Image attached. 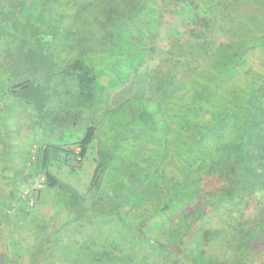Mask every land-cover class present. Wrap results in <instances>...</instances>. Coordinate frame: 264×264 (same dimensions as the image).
<instances>
[{"label": "trees", "instance_id": "1", "mask_svg": "<svg viewBox=\"0 0 264 264\" xmlns=\"http://www.w3.org/2000/svg\"><path fill=\"white\" fill-rule=\"evenodd\" d=\"M141 19L151 29L142 46L120 45L118 26ZM257 48L264 49V0H0V51L13 84L0 80V96L6 90L13 99L0 101L2 158L11 160L19 149L28 159L25 175L11 166L8 181L0 168V227L15 234L31 227L34 234L23 247L19 234L0 230V264H264V59L258 70L245 63ZM103 55H115L110 70L119 78L111 80L112 93L130 79L118 71L122 66L136 80L120 92L129 97L117 94V105L104 108L103 118L119 111L129 117L113 127L110 147L98 150L96 59ZM199 71L213 74H200L205 84L194 88L195 103L215 94L228 107L208 122L196 121V130L180 142L186 155L181 176L165 171L156 157L118 155L126 140L168 132L161 106L197 83ZM137 87L140 94L132 96ZM15 103L26 114H14L19 121L13 134L8 114ZM38 126L72 139L49 143L39 138ZM13 135H20V144ZM88 158L100 181L90 183L84 199L53 168L64 162L74 171ZM38 180L39 189L33 187ZM44 188L57 196L66 215L62 223L28 220L30 203L41 199ZM101 190L108 196L95 198ZM125 203L134 210L152 204L155 214L176 213V221L153 239L147 216L136 223L125 219ZM100 218L101 227L121 224V234L99 230ZM85 221L92 223L91 236L63 234Z\"/></svg>", "mask_w": 264, "mask_h": 264}, {"label": "rangeland", "instance_id": "2", "mask_svg": "<svg viewBox=\"0 0 264 264\" xmlns=\"http://www.w3.org/2000/svg\"><path fill=\"white\" fill-rule=\"evenodd\" d=\"M185 17V18H184ZM182 16V19H188V16ZM123 26L120 27L118 26V35L120 36V45H133L134 47L142 46V40L147 37L146 33L147 30H151L149 26L146 25V23L141 19L138 23L135 22V24H130V23H124L121 24ZM145 29V30H143ZM108 56V55H107ZM98 56L97 63H98V69L101 70L99 76H98V91L96 92V107H95V113L94 116L97 117L100 122H97V128H98V136H97V149L101 150L103 148L110 147V145L113 142V136H114V129L116 124L122 123V122H127L128 117L127 113L125 111H119L114 114L111 118H103L101 116L104 108L107 106H115L117 104L114 103V100L117 99V94L118 96H126L129 97V95H122L120 92L123 91V89L127 88H132V81L136 78L134 77V74H132L133 71H130V68H127L125 66H122V68L118 69L121 73H124L126 77L130 78L128 83L124 85L122 89H118V92H113V90L110 89V84L112 79H118L119 76L112 72L110 68L114 66L115 63V58L113 56ZM264 59V49H254L251 51L250 54V61H246V65L250 66L251 64H256L255 70H258L259 68L262 67V62ZM259 65V67L257 66ZM251 68V67H249ZM210 74L212 76V72L206 71V72H201L199 71L195 78L194 82L197 83H190L191 85H188L187 87L183 88L175 98H173L169 103H167L164 106H161L162 109V118L165 121V125L168 127V132L167 130L160 131V133H156L155 135H152L151 137H143L140 139H137L136 142H134V139L131 141L126 140L123 144L126 145V148L121 147L120 151L118 152V155H129L133 154V156L136 157V155H141L143 156V153L145 156L150 155L152 157H156L157 159H160V164L164 168L165 171H167L169 174L173 176H181L180 173V166L181 164H185L186 161L184 159L186 158V155L184 156L183 153L185 152V149L182 148L180 145V142L183 141V139L186 136H190L193 130H196V127L194 126V123L198 120H204V122H208L211 120L212 116H218L219 114L223 113L225 109L228 107V103L224 102L222 98L218 97L217 95L213 94L216 97H209V101L202 104L203 102H200L199 100L196 101L195 103V92L194 88L199 89V84H205L202 83L203 79L200 77V74ZM118 74H120L118 72ZM254 76L255 73L253 72ZM0 80L4 81L5 85H8L9 80V72L5 67V59H4V54L3 51H0ZM132 80V81H131ZM211 80V79H210ZM209 80V81H210ZM213 82V81H211ZM2 82H0L1 84ZM10 83V82H9ZM215 83V82H214ZM10 87L13 86L12 82L8 85ZM225 91V88H222ZM141 88L137 87L136 89H132V96H134L136 93L140 94ZM107 91V92H106ZM143 93V92H142ZM214 93V92H212ZM109 94V95H108ZM99 95V96H98ZM108 95V98L106 97ZM107 98V99H106ZM12 96H10V93L7 92L6 90L3 91L2 96H0V101L7 102V104H10L12 102ZM135 101V100H134ZM100 102V103H99ZM133 105H139L138 101L132 102ZM15 108L12 109V115L8 114V119L10 122V127L15 128L13 130V134L16 132L17 128V121L19 119L17 118L20 113L25 115L26 113H23L24 106L23 104H18L15 103ZM153 110H158V106L154 103L151 104ZM197 107V108H195ZM1 108V107H0ZM28 109V107H26ZM160 108V107H159ZM194 108V109H193ZM16 109V111L14 110ZM30 109V107H29ZM193 109V110H192ZM129 110V109H127ZM200 110V112H199ZM15 111V112H14ZM19 112V113H18ZM15 114V115H14ZM3 114H0V121L1 117ZM13 118V119H12ZM0 127L1 123H0ZM39 127V126H38ZM44 127L41 126L39 127V138L46 139L49 143H54V144H63L65 142H68L72 138L69 136H62L60 134H51L49 131H44ZM193 129V130H192ZM24 134V133H23ZM70 134V133H69ZM14 140L17 141V145L20 144V135H13ZM18 136V137H17ZM167 136V137H166ZM60 137H65L64 139L60 140ZM74 138V137H73ZM166 140V141H165ZM6 142L2 139L0 141V168H4L7 173L5 174L7 177V181L11 179L12 171L11 166L13 168H17L21 175H25L27 169H26V164H27V154H24L23 151L16 149L14 150V156L11 158L9 161H5L2 158L3 155V148L5 147ZM166 143V144H165ZM168 143V145H167ZM36 146L35 144L30 145L31 149V156L32 158H36ZM78 150V149H77ZM19 151V152H17ZM17 152V153H16ZM75 170H72L71 166H68L66 163L62 162H57V164H54L53 168V173L57 177V179L66 184V187L70 186L71 189L77 191L81 197L84 199H87L90 197L89 193V187L90 183L97 178H95L94 175V170L96 168V164H94L92 158H88L83 164L80 166H77V164L74 165ZM43 179V178H42ZM24 180V179H23ZM99 178H98V183L97 186L99 185ZM23 182L22 184H25L26 180L21 181ZM40 181H36L34 184V188L39 189V183ZM16 191L20 195L21 194V189L22 185L19 183L18 186H16ZM19 188V189H18ZM106 188V185L103 184V188ZM42 190V189H41ZM44 191L42 192V195L40 196V200L37 202L34 200V202L30 203V205H34L33 207V217L29 218L28 220H40V219H45V221H48L49 223H52L54 220H58L57 223H62L63 220L66 219V215L60 214V205L57 204L56 200V195H53L51 190L49 189H43ZM46 190V191H45ZM61 191V190H60ZM28 192L23 193V195H26ZM96 196L95 198L102 197L103 194L105 197L108 196L104 193L103 190L93 192ZM62 195H66L67 192L61 191ZM60 194V195H61ZM35 195L38 197L39 193L35 192ZM61 195V196H62ZM67 196V195H66ZM153 206L152 204H146L141 207L139 210H134V207H131L129 204L125 203L123 207V212L125 219L128 220L129 222L136 223L137 220H141L145 218L146 216L150 220V224L148 227V233L149 236L153 239H156L158 235L160 234V231L162 230L163 227H165L167 224H169L174 220L176 213H166L163 215L155 214L153 212ZM89 206H91V202L89 201ZM130 206V207H129ZM173 211H177V208L174 207ZM91 213V212H90ZM154 214V215H153ZM61 215V216H60ZM153 215V217H152ZM16 220V219H15ZM100 220H104L103 218H100L99 224H98V229L102 230L103 233H106L111 236H116L121 234L122 231V225L115 222V221H109L106 223L104 226H100L101 222ZM110 220H115V219H110ZM95 224V222H93ZM5 226V225H4ZM1 232H3L7 236H17L18 234L22 238V241L20 243L21 246L24 247L25 241H30L32 242V239L34 237L33 231L31 227L27 228H19L18 234L15 233H9L8 229H5V227H0ZM98 230V232H99ZM17 231V229H16ZM79 231H82L85 235L91 236L94 231L92 228V223L91 221H85L82 223H77L76 225H71L68 228H66L65 232L63 234H68L70 235H75ZM98 235V234H97ZM68 236V237H69ZM74 237V236H73ZM21 247V252L20 254L25 255L26 253L24 251V248ZM144 253H147L146 251Z\"/></svg>", "mask_w": 264, "mask_h": 264}, {"label": "water", "instance_id": "3", "mask_svg": "<svg viewBox=\"0 0 264 264\" xmlns=\"http://www.w3.org/2000/svg\"><path fill=\"white\" fill-rule=\"evenodd\" d=\"M97 183H98V179L95 180V186H97Z\"/></svg>", "mask_w": 264, "mask_h": 264}, {"label": "built area", "instance_id": "4", "mask_svg": "<svg viewBox=\"0 0 264 264\" xmlns=\"http://www.w3.org/2000/svg\"><path fill=\"white\" fill-rule=\"evenodd\" d=\"M38 184H39V185H38V186H39V188H41V185H40V183H38Z\"/></svg>", "mask_w": 264, "mask_h": 264}]
</instances>
